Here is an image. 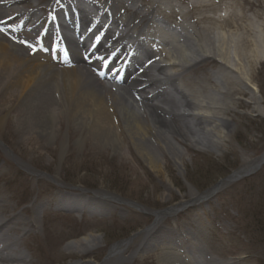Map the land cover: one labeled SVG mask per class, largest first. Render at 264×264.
<instances>
[{
    "label": "rangeland",
    "instance_id": "obj_1",
    "mask_svg": "<svg viewBox=\"0 0 264 264\" xmlns=\"http://www.w3.org/2000/svg\"><path fill=\"white\" fill-rule=\"evenodd\" d=\"M20 1L15 9L33 8L36 3L40 8L36 13L45 15L50 0ZM168 1L188 11L190 25L194 13L216 18L226 15L223 19L232 26L224 30L230 28L235 40L239 35L246 37V44L238 42L248 46L242 50H254L252 55L245 51L240 55L250 79L216 56L211 64V60L198 62L197 73L190 75L185 68L191 79L207 77L202 98L209 101L214 95L217 105L227 110L209 109L222 121L213 119L206 139L198 136L196 143L184 142L170 135L173 150L168 154L176 153L178 165L168 154L159 158L152 152L158 170L149 166L134 145L126 153L102 144L96 135L76 126L71 116L53 122L52 133L42 128L26 132L19 109L11 110L19 102L14 97L9 103L7 88L1 86L0 192H4L6 211L0 215H7L9 205L12 214L36 216L37 227L18 232L20 254L7 264H264V164L253 174L223 186L211 198L194 201L176 214L164 213L217 180L248 168L264 151V0H212L218 6L213 11L192 10L193 0ZM56 3L53 8H58ZM117 8L112 11L118 13ZM227 77L235 83L227 82ZM223 86L227 96L219 93ZM40 113L36 114L38 121L44 119ZM114 115L122 124L117 111ZM29 136L36 141H26ZM58 181L62 186L54 183ZM103 194L118 201H106ZM56 199L64 206H54ZM39 202L45 207L34 209ZM155 212L164 216L156 217ZM172 233L181 235L160 247L156 236ZM131 235L121 252L107 255L112 244Z\"/></svg>",
    "mask_w": 264,
    "mask_h": 264
},
{
    "label": "bare ground",
    "instance_id": "obj_2",
    "mask_svg": "<svg viewBox=\"0 0 264 264\" xmlns=\"http://www.w3.org/2000/svg\"><path fill=\"white\" fill-rule=\"evenodd\" d=\"M86 1L72 0L71 3L73 2V5L77 2L73 9L68 8L66 5V3H70L69 0H63L62 4L65 5L58 11L57 9L56 11L52 9L54 0H50L48 5H50L53 16L57 12L66 24L73 22L71 29L74 30H79L80 26L83 25L82 22L85 18L83 11L87 9L94 16L96 13L101 14L105 22V19L109 20V23L104 25L114 26L117 31L120 29V32H122L120 35L121 39L134 41L139 36L140 39L144 37L158 44L160 42L161 45L159 47L156 46L153 49L145 51L146 65L136 66L137 64L134 63L131 66L125 63L124 59L115 63L117 72L122 67L125 69L128 66L127 72L130 73L129 76L132 74V77L130 80L125 79L122 86L117 88V91H114L110 86H106V83L100 80L97 75L91 72V67L94 66V63L81 60L76 55L67 57L64 53V58L61 59L63 63L60 64L59 60L55 61L53 59L58 54H62V51L54 47L51 54L48 48L50 46L48 45L47 47L43 44L44 42L40 43L41 49L45 50L42 51L43 53L37 51L33 55H29V50L22 49L16 45L18 40H22L21 38L17 37V40L13 41V38H6L0 34V87L7 88L5 99L8 97L7 100L10 103L15 97L19 102L17 106L12 105L11 110L19 109L20 117H24V122H26L28 127L26 132L42 128L46 131V134L47 132L52 133L54 129L53 122L59 121L61 117L71 116L76 126H80V128H84L88 133L96 135L98 142L102 144H108L112 148L125 151L126 153L128 147L134 145L137 152L149 163V166L158 170L153 163L154 160L151 153L155 152L160 158L163 154L167 155L168 151L173 150L170 135L179 136L184 142L196 143L198 136L200 140L206 139L207 127L210 125L213 128L215 120L222 121L219 117L212 116L211 112L213 111H209V109L221 113L227 110L226 106L217 105L219 102L216 103L214 95L210 96L209 101L202 98V92L205 88L202 83L203 81H208V78L200 79L199 77H195L191 79L190 76L192 72L197 73L200 68L197 67L198 62L211 60V64V62L216 60V56L217 59L222 60V64L228 62L235 70L241 71L242 75L246 77V69L240 61V55L243 51L247 53V56L252 55L254 50H242L248 49L247 45H243L246 44V37H242L241 35L236 36V41L232 38L233 33L229 31L231 30L230 28L227 31L224 30V27L232 26L231 22L205 13H202L200 16H198V13H194V17L192 18L194 25L190 26L185 23L189 16L188 11L181 9V12L177 13L180 9L178 3L170 4L168 0H121L116 3L114 0H98V2L88 0L87 3ZM173 1H179L182 4L186 0ZM15 3V0H0V20L7 19L5 23L7 22L8 24L24 15L22 11L13 9ZM34 7H36L34 10L39 9L38 4ZM114 7H118L117 10L120 15H115L112 11ZM201 8L213 11L217 6H214L211 0H206L204 3H202V0H193L192 10L195 11L197 9V11H200L202 10ZM124 11L125 13H123ZM72 18H74V21H72ZM170 18L181 19L187 36H184L182 33L179 34L180 31L176 32L177 29L173 27V29H170V33L178 38L172 39L174 41L158 40V42L157 38L166 34L165 31L160 32V28L168 24ZM27 21H29L28 15H25L23 19L18 18L17 24L11 26V29L15 33ZM90 21L92 22L90 28L92 27L93 30L89 32L85 30V32L88 36L87 40L91 41L90 45L96 41L94 51L96 49L99 52L96 60L113 59L118 45L108 44L105 47L100 45L96 40L97 37L103 39L111 37L106 33L107 30H103L104 27L96 29L98 32V35L96 34L97 37L92 34L91 31L95 32V23L101 20L97 21L90 18ZM35 22L33 21L29 24V28L27 29L29 30V34L26 37V41L28 42L36 39ZM57 23L61 24L58 21ZM61 37H63L62 34ZM180 37H183V40L179 39ZM162 38H165V36ZM67 41L66 50L69 53H73L74 46L78 47L79 43L74 39H68ZM107 41H109L108 43L113 42L112 38L106 39ZM238 42L243 44H239ZM136 49L138 48L136 47ZM140 50L139 48L137 52L142 53L143 51ZM134 52L131 49V54ZM250 62L248 61L249 64ZM166 67L173 68L174 71H180L185 68L190 69L189 77L187 75L183 78L186 82L183 88L175 86L176 80L174 78L168 80ZM141 68H143V71ZM227 78V82L235 83L233 77ZM246 78L250 79L248 76ZM155 82L172 85L179 95L176 101H174V107L169 105L171 101L167 100L165 96L161 100L163 94L154 85ZM215 82L218 83L219 81ZM151 88L156 89L153 92L148 91ZM222 88L219 93L227 96L229 94L228 90H226L225 86ZM20 109H22V112ZM204 110L208 111V113L203 114ZM261 110L260 108L259 112H262ZM115 111L120 115L122 124H119L120 121L114 115ZM37 112H41L39 116H44L42 121H38L36 117V114L38 115ZM214 118L215 120H213ZM50 128L51 131L48 130ZM26 141L33 142L36 140L32 136H29ZM175 154L172 151L167 156H170L175 164L178 165ZM263 161L264 151L248 168H241V172L232 175L230 180H233L237 175L248 172L258 164H264ZM54 183L57 186L62 185L60 181ZM217 188H213L212 191L205 194V197L210 196V193ZM1 198H3L2 195H0V212H3L4 209L1 208L3 200ZM191 198L190 202H194L193 200H198L201 196L194 195ZM58 199L60 201V196H58ZM59 201L56 199L53 201V205L63 207L64 205H60ZM33 207L36 209L38 206L34 205ZM178 207L175 206L168 209L165 212V216L173 213ZM155 215L161 218L163 214L162 212H155ZM31 225L34 226L32 219L23 218L19 215H12L8 218L0 216V254L7 250L8 230L15 228L23 229ZM166 239L167 236L158 237L160 247H163ZM81 240L85 241L86 238ZM126 244L114 245L110 249V253L116 252V250L122 251ZM5 256H7L6 253L3 256L0 255V260L3 259L7 263ZM21 262L13 264H22Z\"/></svg>",
    "mask_w": 264,
    "mask_h": 264
},
{
    "label": "water",
    "instance_id": "obj_3",
    "mask_svg": "<svg viewBox=\"0 0 264 264\" xmlns=\"http://www.w3.org/2000/svg\"><path fill=\"white\" fill-rule=\"evenodd\" d=\"M259 166V165H258Z\"/></svg>",
    "mask_w": 264,
    "mask_h": 264
}]
</instances>
